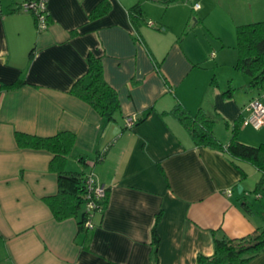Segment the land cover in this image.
Returning a JSON list of instances; mask_svg holds the SVG:
<instances>
[{
    "label": "crops",
    "instance_id": "1",
    "mask_svg": "<svg viewBox=\"0 0 264 264\" xmlns=\"http://www.w3.org/2000/svg\"><path fill=\"white\" fill-rule=\"evenodd\" d=\"M26 1L0 0V264H194L212 255L213 236L240 238L264 225V186L253 192L260 173L237 162L241 178L223 152L194 145L171 114L178 103L192 115L202 110L223 145L234 127L241 143L264 144V125L242 126L253 98L264 105V89H248L235 69L236 38L202 37L191 26L195 18L204 31L212 7L242 18L253 0H107L108 12L95 18L102 0H48L42 32L22 10ZM89 54L118 94L110 122L70 94ZM16 132L74 134L67 170L91 171L108 188L92 229L79 230L81 215L54 219L44 201L58 191L52 154L19 148ZM247 264H264V251Z\"/></svg>",
    "mask_w": 264,
    "mask_h": 264
},
{
    "label": "trees",
    "instance_id": "2",
    "mask_svg": "<svg viewBox=\"0 0 264 264\" xmlns=\"http://www.w3.org/2000/svg\"><path fill=\"white\" fill-rule=\"evenodd\" d=\"M161 3L170 4L174 1ZM109 8V2L102 0L92 12L91 17L102 16L108 12ZM137 12V6L130 9L132 18L138 16L136 15ZM30 14L35 23L34 15ZM149 23L150 21L147 25ZM187 32L188 29L184 30L183 35ZM235 38V50L237 52L235 69L248 78L246 85L248 89L261 91L264 89V20L237 25L235 27ZM32 53L33 49L30 51V55ZM22 84L24 82L19 81L4 86V89H15ZM230 90L228 88L224 95L229 93ZM70 94L89 105L105 122L112 121L114 114L120 109L117 92L104 79L101 59L93 54L88 55L87 70L83 76L74 82ZM171 114L186 129L194 145L223 152L241 178L245 177V173L237 165V162H244L253 166L261 175L253 192L258 193L263 188L264 144L251 146L241 143L237 138V130L234 127L231 140L227 145H223L214 136V120L206 116L202 110H198L192 115L178 103ZM15 140L19 148L45 150L52 154L49 170L57 175L58 191L56 195L47 197L44 201L55 220L63 221L81 215L78 228L79 230L86 229L84 223L87 217L90 216V213L86 210L89 193L84 184L87 172L68 171L66 168L68 158L74 147V134L59 132L54 136L40 137L16 132ZM103 158L104 152L98 153L95 162L99 163ZM106 202V200L103 202V211ZM241 206L246 212H250L244 202H241ZM158 217L159 215L156 217V221ZM152 239L153 244H156L158 239L154 231ZM212 243V255L198 254L194 264H247L264 251V225L252 234L240 238L229 239L213 236Z\"/></svg>",
    "mask_w": 264,
    "mask_h": 264
},
{
    "label": "built area",
    "instance_id": "3",
    "mask_svg": "<svg viewBox=\"0 0 264 264\" xmlns=\"http://www.w3.org/2000/svg\"><path fill=\"white\" fill-rule=\"evenodd\" d=\"M161 2H173L179 0H158ZM47 3L48 0H27L23 6L22 10L24 12L32 13L35 17L36 30L38 32L45 31L48 27V17H47ZM193 9L197 11L199 5L195 4ZM153 24L150 22L148 24L151 27ZM247 116L242 121V126H250L255 130H259L264 125V105L259 98H253L248 105L245 107ZM135 124L134 117L126 118V128L130 129ZM86 190L89 193V198L86 201V210L90 213L87 220L84 223V227L87 230L92 229L93 217L95 214H102L103 202L107 198L108 188L102 184L96 182L92 172H87L84 181ZM229 193V192H228Z\"/></svg>",
    "mask_w": 264,
    "mask_h": 264
},
{
    "label": "rangeland",
    "instance_id": "4",
    "mask_svg": "<svg viewBox=\"0 0 264 264\" xmlns=\"http://www.w3.org/2000/svg\"><path fill=\"white\" fill-rule=\"evenodd\" d=\"M242 11L244 14L242 18H236L231 20L227 17V15H225V12H223L221 9H219V11H213L212 7V11H210V16L206 19L204 23V31L202 30L201 24L194 25L195 18L191 19V26L192 28L201 29L199 31L201 32L202 37L219 36L224 37L225 43H229L230 41L233 43L235 41V27L237 24L236 22H238V20H244V24L264 20V3L262 4V2L256 4L255 0H253L249 9H245ZM226 51L230 50L227 49ZM251 195L253 198L254 194L251 193ZM253 202H255V200H253Z\"/></svg>",
    "mask_w": 264,
    "mask_h": 264
},
{
    "label": "water",
    "instance_id": "5",
    "mask_svg": "<svg viewBox=\"0 0 264 264\" xmlns=\"http://www.w3.org/2000/svg\"><path fill=\"white\" fill-rule=\"evenodd\" d=\"M238 192L241 193L242 192V187L238 186Z\"/></svg>",
    "mask_w": 264,
    "mask_h": 264
}]
</instances>
